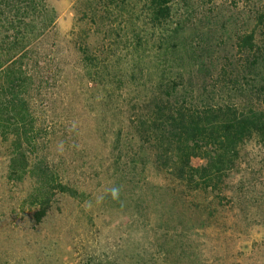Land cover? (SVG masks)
Listing matches in <instances>:
<instances>
[{
  "label": "rangeland",
  "instance_id": "rangeland-1",
  "mask_svg": "<svg viewBox=\"0 0 264 264\" xmlns=\"http://www.w3.org/2000/svg\"><path fill=\"white\" fill-rule=\"evenodd\" d=\"M162 1L0 0V264H264V143L190 186L151 126L264 106V0Z\"/></svg>",
  "mask_w": 264,
  "mask_h": 264
},
{
  "label": "trees",
  "instance_id": "trees-1",
  "mask_svg": "<svg viewBox=\"0 0 264 264\" xmlns=\"http://www.w3.org/2000/svg\"><path fill=\"white\" fill-rule=\"evenodd\" d=\"M152 3L159 4L163 1L152 0ZM154 13L156 22L160 18L165 19L169 14L167 9L155 10ZM243 39L238 44L239 51L247 48L251 51L256 46L252 35ZM0 68L6 74L9 66ZM14 83L7 85L12 89ZM152 117L151 126L154 128L153 134L157 136V144L160 147L166 146V151L174 153L170 159L173 162L172 174L181 179L186 176L187 184L190 186L193 184L199 186V181L205 182V187L217 186L238 155L241 144L253 136L264 143V106L257 110L254 108L240 110L227 103L204 106L201 110L198 108L184 110L159 108L157 105L152 111ZM145 125L146 122L143 121L142 136L152 131L146 130ZM145 138L150 140V137ZM193 158L205 160V164L195 168L192 166Z\"/></svg>",
  "mask_w": 264,
  "mask_h": 264
},
{
  "label": "clouds",
  "instance_id": "clouds-1",
  "mask_svg": "<svg viewBox=\"0 0 264 264\" xmlns=\"http://www.w3.org/2000/svg\"><path fill=\"white\" fill-rule=\"evenodd\" d=\"M118 192H119V189L116 188V187H114V188L112 189V195H113V197H117V196H118Z\"/></svg>",
  "mask_w": 264,
  "mask_h": 264
}]
</instances>
